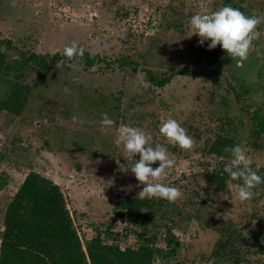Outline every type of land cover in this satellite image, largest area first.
<instances>
[{
	"label": "rangeland",
	"instance_id": "obj_1",
	"mask_svg": "<svg viewBox=\"0 0 264 264\" xmlns=\"http://www.w3.org/2000/svg\"><path fill=\"white\" fill-rule=\"evenodd\" d=\"M224 6L264 17V0H0V101L16 84L27 90L20 112L0 106V252L7 207L35 171L60 187L82 264H93V239L114 244L107 231L118 234L122 250H155L153 264H264V183L242 203V181L224 171L225 148L239 144L264 177V134L253 118L264 116V22L239 67L222 46H201L189 24L194 14ZM72 41L103 62L18 68L21 53L63 55ZM184 68L222 70L240 102L227 80L178 75ZM105 113L115 121L106 133L99 124ZM169 118L194 140L190 151L160 133ZM121 124L167 148L175 165L151 182L179 186L177 202L136 199L144 187L131 172L139 155L114 143Z\"/></svg>",
	"mask_w": 264,
	"mask_h": 264
},
{
	"label": "trees",
	"instance_id": "obj_2",
	"mask_svg": "<svg viewBox=\"0 0 264 264\" xmlns=\"http://www.w3.org/2000/svg\"><path fill=\"white\" fill-rule=\"evenodd\" d=\"M21 57L22 62L18 63L20 70L27 68L32 61L39 64L45 63L46 60L51 63H56L57 60L68 61L59 54L50 57L21 53ZM82 59L88 68L103 62L101 58L91 57L87 52H84ZM3 61L4 54L0 52V67ZM178 75L227 80V84L240 102L239 92L220 69L184 68ZM169 79L171 76L163 79L159 85L167 84ZM26 99V87L16 84L10 97L6 101H0V106L12 112H20ZM246 107L247 104L243 105L245 110ZM253 118L258 133L264 134V116L259 112H253ZM107 235L114 244L107 245L101 238H95L88 244V256L93 264H153L155 250L145 246L138 250L131 248L122 250L117 244L118 234L107 231ZM169 237L174 239L172 234ZM82 262L80 238L60 187L39 173L30 172L5 213L0 264H82Z\"/></svg>",
	"mask_w": 264,
	"mask_h": 264
},
{
	"label": "clouds",
	"instance_id": "obj_3",
	"mask_svg": "<svg viewBox=\"0 0 264 264\" xmlns=\"http://www.w3.org/2000/svg\"><path fill=\"white\" fill-rule=\"evenodd\" d=\"M264 22V17L255 14L245 15L242 11L232 6H224L211 13H196L189 21L190 27L194 29L193 35L199 36V44L202 46L210 41L208 49H215L222 46L227 55L236 61L239 67L247 60L248 55L254 47V41L261 37L258 26ZM85 48L79 46L76 41L65 46L63 56L68 61L79 60L83 57ZM64 61L62 60L61 63ZM67 91V89H66ZM77 117L74 115L73 120ZM100 131L108 132L115 124L105 113L99 121ZM160 133L171 145L178 146L180 149L190 151L194 147V140L190 137L180 123L172 118L163 121L159 128ZM153 137L146 134L143 130L121 124L117 130V137L114 143L119 146L123 144L124 151L129 157L139 159L131 168L140 185H144L137 193L139 199L158 198L175 203L182 197V190L179 186H168L159 181L167 170L174 167L175 161L170 158L168 150L161 144L153 146ZM231 154L230 159L224 167V171L229 174L231 180H241L242 185L236 193L237 198L243 203L250 201L254 192L264 177L258 174L260 165L252 167V159L247 155L246 149L237 144L230 148H225ZM159 162V166L153 168L152 165ZM119 163V160H117ZM122 167V165H121ZM255 225V221H253Z\"/></svg>",
	"mask_w": 264,
	"mask_h": 264
}]
</instances>
